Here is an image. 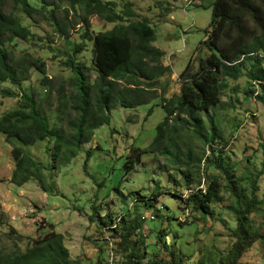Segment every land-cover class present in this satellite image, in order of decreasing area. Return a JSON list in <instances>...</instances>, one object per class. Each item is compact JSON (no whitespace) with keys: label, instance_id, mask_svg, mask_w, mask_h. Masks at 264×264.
<instances>
[{"label":"rangeland","instance_id":"374dc122","mask_svg":"<svg viewBox=\"0 0 264 264\" xmlns=\"http://www.w3.org/2000/svg\"><path fill=\"white\" fill-rule=\"evenodd\" d=\"M110 1L116 2L118 12H123L126 3H130L136 19H146L154 28L155 40L151 44L161 50V62L171 68V72L160 77L161 84L151 89L156 90L149 103L112 109L109 121L97 126L91 138L82 143L81 149L68 161L58 150L55 139L23 146L15 138L8 142L6 134L0 131V250L7 254L16 248L25 250L34 239L48 232L52 224L53 230L62 235V244L73 264H133L130 257L146 264L154 255L168 259L172 252L176 259L182 257L181 264H217L234 242L231 231L236 225L233 209L237 202L227 185L226 173L211 164L210 159L217 157L229 164L235 177L241 178L244 184H247L246 179L259 177L257 196L264 200V103L257 98L264 94V81H253L251 76L255 66L264 69V59L258 64L255 59L246 61L237 80L225 78L226 88L220 103L209 114H201L206 133L212 130L210 118L214 121V140L204 142L193 131L183 130L180 145L185 152H190L193 160L201 158V163L194 164L199 172V176L195 175L196 182L188 186L179 169L170 170L174 167L171 158L161 153H142L139 162L127 171L124 164L133 156V148H146L155 136L156 125L165 116L157 97L162 84H167L165 97L178 95V78L186 66L189 64L190 72H195L200 60L210 56L211 51L202 42L217 0H194L190 5L189 0ZM255 1L264 4V0ZM6 9L13 10L12 0H8ZM17 11L23 25L37 37L26 41L16 39L9 48L20 56L32 54L44 62L47 69L46 75L33 69L23 89L37 94L43 112L51 121H58L64 111V117L59 119L67 126L70 119L67 114L75 118L66 99L74 89L71 82L74 75L68 60L72 44L84 45L75 62L88 68L87 76L92 83L95 79L93 42L83 37L85 28L80 24L69 30L66 40L41 16L29 18ZM62 11L56 15L62 16ZM113 26L93 16L88 30L90 33L106 31ZM45 77L50 79L49 85L42 83ZM5 88L19 91L11 83H0V89ZM251 90L255 93L249 96ZM20 97H0V120L20 109ZM15 147H22L25 154L41 164L46 190L35 180L21 187L12 183ZM86 150H90L87 160ZM184 159L188 160L189 155ZM170 173L176 178L173 181H170ZM214 175L221 184L222 198L210 204V213L185 209L187 205L176 196L186 197L198 187L205 188ZM156 187L163 191L158 200L152 199ZM249 191L250 188L247 195ZM153 206L161 207L162 215L157 216ZM138 215H142V227L131 232L129 222ZM166 215L174 217L168 220ZM119 216L126 222H120ZM113 225L115 230L110 227ZM12 228L23 236L21 240L14 234L13 238L8 235ZM247 229L264 233V203L249 214ZM159 231L165 233L168 248L157 239ZM128 232L131 233L127 240L121 237ZM154 241L159 244L155 245ZM131 247L139 249L144 258L130 256ZM241 263L264 264V245L254 244L243 254Z\"/></svg>","mask_w":264,"mask_h":264},{"label":"trees","instance_id":"16d2710c","mask_svg":"<svg viewBox=\"0 0 264 264\" xmlns=\"http://www.w3.org/2000/svg\"><path fill=\"white\" fill-rule=\"evenodd\" d=\"M35 1L39 4H33L31 0H12L13 10L8 12V0H0V83H11L19 89L18 92L12 88L0 89V97L12 99L21 96L20 109L0 120V131L6 134L8 142L15 138L23 146H35L47 138L55 139L58 150L63 152L65 160L68 161L81 149V144L91 138L97 126L109 121L112 109L118 106L134 108L149 103L156 90L151 89L161 84L160 77L171 72V68L164 66L160 57L161 50L151 44L155 40L154 28L146 19H136L138 17L131 9L130 3H126L123 12H118L116 2L110 0ZM17 10L29 18L41 16L66 40L69 38V30L80 24L85 28L83 37L93 42L92 71L95 79L92 83L87 76L88 68L75 62L76 55L83 51L84 45L72 44L73 50L68 60L74 75L71 78L74 89L66 99L70 103V110L75 113V118L70 117L71 113L67 114L70 118L67 120V126H63V120H60L64 117V111H61L62 116L57 118L58 121H51L49 115L43 112L37 94L23 89V83L30 79L33 69L41 71L44 75L47 74V69L46 64L32 54L25 53L20 56L9 48V44L14 43L16 39L26 41L37 37L30 28L23 25ZM60 10H63V15H56ZM93 16L114 26L110 30L90 33L88 28ZM205 34L206 39L202 45L211 51L210 56L200 60L195 72H190L189 64L186 66L178 78V95L165 97L167 84H162L157 97L161 100L165 116L156 125V133L150 144L146 148H133V156L130 155L124 164L127 171L139 162L142 153H161L167 159L171 158L174 167L170 170L175 167L179 169L188 186L196 182L195 175L199 176V172L194 168V164L201 163V158L193 160L190 152H185L180 145L183 130L193 131L204 142L215 139L214 121L210 118L212 130L206 133L201 114H209V111L220 103L222 91L226 88L225 78L237 80L241 77V70L246 61L255 59L258 64L264 59V4L255 0H217L213 4L211 23ZM251 76L253 81H264V69L255 66ZM42 83L49 85L50 79L45 77ZM254 93L253 90L248 92L249 96ZM257 98L264 103V94ZM171 121L173 123H170ZM85 152L87 160L90 150ZM186 155H189V159L185 161ZM13 157L16 168L12 183L21 187L29 180H35L46 190L41 164L25 154L22 147L13 149ZM210 162L224 170L227 185L237 202L233 209L236 225L231 231L234 242L217 264H243L241 258L247 250L257 243L264 245V233L247 229L249 214L264 203L256 191L259 177L246 179L247 184H244L241 178L235 177L229 164H224L217 157H212ZM173 179L176 178L170 173V181ZM220 191L221 184L214 175L210 176L205 188L198 187L186 197L181 194L176 197L187 205L185 209L190 207L206 214L210 213V204L222 198ZM162 193L163 191L156 187L152 199L158 200ZM153 207L156 209V215L160 216L161 207ZM172 217L174 216L166 215L168 220ZM119 220L126 222L121 216ZM143 222L142 215L130 220L131 232L139 230ZM49 227L48 232L34 239L25 250L16 248L8 254L0 250V264H73L69 251L62 244V235L53 230L52 224H49ZM110 227L115 230V226ZM130 233L121 234V237L127 240ZM13 234L17 240L23 238L14 228L8 235L13 238ZM157 239L168 248L163 231L158 232ZM154 243L159 244L157 241ZM131 250L130 256L144 258L139 249L131 247ZM172 253L168 259L154 255L146 264H181L182 257L176 259L177 256ZM129 260L133 264H140L131 257Z\"/></svg>","mask_w":264,"mask_h":264},{"label":"built area","instance_id":"2783aa9c","mask_svg":"<svg viewBox=\"0 0 264 264\" xmlns=\"http://www.w3.org/2000/svg\"><path fill=\"white\" fill-rule=\"evenodd\" d=\"M193 1H194V0H189V1H188V5L192 4ZM151 217L153 218L154 216H151Z\"/></svg>","mask_w":264,"mask_h":264},{"label":"clouds","instance_id":"9594fccd","mask_svg":"<svg viewBox=\"0 0 264 264\" xmlns=\"http://www.w3.org/2000/svg\"><path fill=\"white\" fill-rule=\"evenodd\" d=\"M152 216H153V215H152ZM113 226H115V225H113ZM113 226H112V227H113Z\"/></svg>","mask_w":264,"mask_h":264}]
</instances>
